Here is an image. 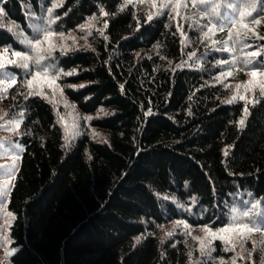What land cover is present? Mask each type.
<instances>
[{"label": "trees", "instance_id": "16d2710c", "mask_svg": "<svg viewBox=\"0 0 264 264\" xmlns=\"http://www.w3.org/2000/svg\"><path fill=\"white\" fill-rule=\"evenodd\" d=\"M1 2L0 46L44 57L15 68L22 88L4 98L7 115L23 113L9 199L12 264H224L235 230L212 239L203 261L189 255L191 234L164 236L163 226L264 225V95L234 88L264 71V0H224L216 12L214 1L181 0L179 12L160 6L151 21L148 0L123 11L125 0H64L52 24L47 9L57 0ZM93 15L95 27L81 31ZM45 30L57 35L44 40ZM36 37L37 55L22 42ZM57 85L106 139L86 126L69 137L48 98Z\"/></svg>", "mask_w": 264, "mask_h": 264}, {"label": "rangeland", "instance_id": "374dc122", "mask_svg": "<svg viewBox=\"0 0 264 264\" xmlns=\"http://www.w3.org/2000/svg\"><path fill=\"white\" fill-rule=\"evenodd\" d=\"M205 1H214V11H219L224 0H205ZM180 2L181 0H164V3H168L176 8V13L180 11ZM162 2L161 0H148L149 12L150 14H155ZM154 5V6H153ZM0 10H3L2 2L0 0ZM2 11H0L1 13ZM205 36V35H204ZM75 38V44L81 45V41L77 36L73 35ZM42 46V47H41ZM7 47L9 51L4 53V48ZM44 49V46L40 45V49ZM15 51L9 46H0V56L4 57L5 69L0 70V72L14 75L16 82L18 80V74L15 71V68H18L16 65L7 64L8 59H17L12 56V52ZM42 51V50H41ZM40 51V52H41ZM38 53L36 52L35 55ZM247 55V53H244ZM35 62V59L28 62L29 66ZM24 69V68H23ZM0 78H3L0 76ZM260 82H264V76L252 77L249 74V77L245 83L237 81L234 83L235 93L241 91L245 84L249 90V94H252V90L256 92H261L260 87L258 86ZM10 81L5 79L4 84H0V264H12L11 256L18 249V246L13 245V240L10 235L11 225L15 219L14 212L9 208V199L10 192L13 186L16 173L20 164V157L23 145L20 140L17 139V136L20 134L21 123L23 120V115H17L15 117H10L4 111V98L10 96L12 91L14 95L18 94L19 90L22 88L21 85H11ZM241 85L239 89L236 87ZM7 89L4 91V89ZM49 100L53 103L56 113L58 116V121L63 125V128L67 130L69 137L75 138L83 132L84 127L89 129L91 137L104 140L107 138L105 131L93 127L91 124L87 123L85 117H92V114L84 115L81 114L78 107L71 101H69L63 92L58 88L52 89V92L48 96ZM75 106L74 108L72 106ZM101 113H96V117ZM8 213L12 215L9 216ZM14 217V219H13ZM9 221L10 223H6ZM177 221H172L163 226L162 233L164 236L167 233H179L180 231L183 234H191L189 241V250L193 254L195 251L197 255L201 256V260L205 261L212 254V243L210 245L211 250L202 251L200 248V239H204L207 242L208 239H212L207 236L206 232L202 228L191 227L186 229L183 224L177 225ZM187 224V223H185ZM188 225V224H187ZM189 226V225H188ZM7 237V239H5ZM200 238V239H196ZM227 244L230 246L232 256L229 259H226L224 264H232L235 261V264H262L264 262V236L259 234H253L252 232H241L240 229L233 231L228 239ZM14 250V251H13ZM11 252V255L8 253ZM259 259V262H255ZM191 264H197L192 263Z\"/></svg>", "mask_w": 264, "mask_h": 264}, {"label": "snow or ice", "instance_id": "6c2138e0", "mask_svg": "<svg viewBox=\"0 0 264 264\" xmlns=\"http://www.w3.org/2000/svg\"><path fill=\"white\" fill-rule=\"evenodd\" d=\"M64 0H57V2H54L52 7L48 8L47 9V12H48V15L49 17H53L52 19L49 20V24H52V23H55V21L57 19H59V17H54L53 16V13H54V9L56 7H59L63 4ZM140 3H143L144 0H139ZM201 2H203V0H201ZM133 3V0H125V3L124 5L119 9L120 11H123L124 8L128 5V4H132ZM154 6V5H153ZM251 7L255 8V4H252ZM161 8L164 9V8H168V3H162L161 4ZM2 11V10H0ZM100 14L102 16H108L109 13L104 11L103 8L100 9ZM159 13H155V14H149L147 16V21H151L153 19V15H158ZM245 15H251L250 12L248 13H241V17L245 16ZM97 20V17L95 15H93L92 17L89 18L88 22L84 25H81L80 28H81V31H83L84 29H91L93 27H95V24H94V21ZM253 23L255 24H260V20L259 19H253L252 21ZM245 27H247V25H245ZM108 28V24L107 22H104L103 24V28L99 30L100 32V35H104V29H107ZM209 31H211V29H209ZM90 34V33H89ZM53 35H57L56 33L54 32H51V31H47L45 30V35H44V40H48L51 36ZM60 36L61 39H64V34L63 33H59L58 34ZM205 37L207 38V33H204ZM71 39H73V42L75 43V38L74 37H69ZM105 39H107V36H105ZM24 43H26L27 45L31 46L32 50L39 53L41 51L40 49V45L42 43V40L39 38V37H36L35 38V43L33 44V42L31 40H27V41H22ZM90 47V45L88 46ZM51 50L52 48L50 47L49 48V55H51ZM71 49L68 48L66 45L62 47V51L64 52H67V51H70ZM4 53H7L9 51V49L7 47L4 48ZM192 55H195L194 53ZM260 53L259 52H252L250 53V56L251 57H256V56H259ZM12 56L17 58V59H8L7 60V64H11V65H16L18 67H23L25 69L28 68L29 64L28 62L35 59V63L39 64L40 61L42 59H44V57L42 56H38L36 58H34L33 56L25 53V52H21V51H13L12 52ZM219 63V62H218ZM245 63L246 64H252L253 61L251 59H246L245 60ZM6 65H5V62H4V57L3 56H0V70H3L5 69ZM76 74V70L73 69L72 71L70 72H66V73H63V75L65 76H71V75H75ZM40 73H36V76H39ZM227 75H232L231 72L227 73ZM250 75L252 77H257V76H264V71H261L259 69H252L250 71ZM0 76H2L3 78H0V84H4V81L5 79L9 80L10 81V84L8 85L9 87L11 85H14L16 84V78L14 75H9V74H6V73H3V72H0ZM59 76H56V77H53V80H52V83H55V80L58 79ZM33 79H35V77H33ZM219 79V78H218ZM27 85L29 88H31L32 86V80H29L27 81ZM84 85H80V87H83ZM261 89V95H264V82H260L259 85H258ZM68 87H76L75 85H68ZM238 89L240 87H242L241 85H237L236 86ZM57 88H59V86L57 85ZM121 88H123V85H121ZM7 89L5 88L4 91H6ZM250 90V89H249ZM61 93H62V89H61ZM36 93H33V92H29L28 95L31 96V95H34ZM27 98V97H26ZM237 99V96H232L231 99H229L227 101V103H233L234 101H236ZM239 99L241 100H245L246 98L241 95L239 96ZM247 103H252L251 100H248ZM73 108L75 107L74 105L72 106ZM101 113H103L105 110L104 109H100L99 110ZM244 116L246 117L248 115V108L245 107L244 108ZM21 115H23V113H21ZM0 119H3V117H0ZM85 119L87 120H91L92 117H85ZM244 123H245V120L242 118L240 121H239V124L241 127L244 126ZM227 151H225V155H227ZM193 202H195V198H193ZM9 216H11L12 214L11 213H8ZM244 216H248V213L245 212L243 213ZM14 219V217H13ZM6 223H10L9 221H6ZM177 225H181L183 224L184 227L186 229L190 228V226H188L187 224H185L183 221H177L176 222ZM237 228H239L241 230V232H253V231H264V225H257V224H251V226L247 223H243L242 221H240L239 223L237 222V220L234 218L233 221H232V224H230L228 227H225V228H221L219 230H217L216 232H213L211 229L205 227L204 229H202L203 231L206 232L207 236L211 237L212 239H216L217 237L223 239V236L220 235L221 233H225V232H228V231H232V230H236ZM173 233L172 232H169L167 233L168 236H171ZM5 239H7V237H5ZM196 239H200V238H196ZM212 239H208L207 242H205L204 239H200V248L202 251L204 250H211L210 249V245L212 243ZM137 242H139V238L137 239ZM14 251V250H13ZM9 255H11V252L8 253ZM191 256V253L189 254ZM221 264H223V261H221ZM232 264H235V261L232 262Z\"/></svg>", "mask_w": 264, "mask_h": 264}]
</instances>
